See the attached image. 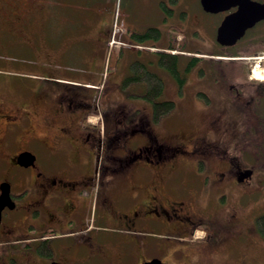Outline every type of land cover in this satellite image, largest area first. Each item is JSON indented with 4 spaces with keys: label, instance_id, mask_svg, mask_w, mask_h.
<instances>
[{
    "label": "flooded vegetation",
    "instance_id": "obj_1",
    "mask_svg": "<svg viewBox=\"0 0 264 264\" xmlns=\"http://www.w3.org/2000/svg\"><path fill=\"white\" fill-rule=\"evenodd\" d=\"M36 9L34 0H0V29L24 34L39 17ZM235 9L211 13L217 27ZM132 56L115 60L118 74L126 71L117 85L142 88L144 97V80L124 81L136 62L151 57ZM221 56L181 75V84L156 57L162 91L166 76L179 96L190 74L198 85L206 77L217 86L201 84L196 115L209 117L186 135L181 131L190 125L168 126L169 111L153 118L156 104L172 100L159 98L162 91L150 101L151 116L134 120L138 109L122 100L113 112L97 110L85 84L49 77L21 101L0 79V264H192L199 258L210 264L218 252L262 250L264 199L260 210H243L251 183L264 188V82L216 68ZM100 57L92 52L93 68ZM97 111L100 123L93 124L89 117ZM35 117L44 131L33 132ZM23 152L32 161L18 163ZM253 194L263 198L264 190Z\"/></svg>",
    "mask_w": 264,
    "mask_h": 264
},
{
    "label": "rangeland",
    "instance_id": "obj_2",
    "mask_svg": "<svg viewBox=\"0 0 264 264\" xmlns=\"http://www.w3.org/2000/svg\"><path fill=\"white\" fill-rule=\"evenodd\" d=\"M20 1L24 4L26 2V0ZM126 5L127 0H116L115 11L122 13ZM44 18H47V20L43 21L45 25L43 30L44 34L42 33V35L39 34L41 30V28L38 27L40 23L39 17L35 22H30L31 24H29V27H24V34L23 32L22 34H19L15 30H11V32L6 34V29H0V79L6 81V88L10 91L7 92H9V94L15 99H20L21 101L32 97L33 95L31 93H35L36 89L46 82L45 80L48 78V72L52 71L54 72L52 75L55 74L58 77L55 80L58 81L82 84L84 80H88V83L85 84L91 86L87 88L93 90L86 91H89L93 96L92 101L97 106H95L97 110L99 109L103 112L104 108H111V111L109 112H113L115 102L117 104L122 100V102L125 103L123 105L129 106L133 110L134 108L138 109V111H135L134 120H137L140 114L145 113L150 117L152 111L151 103L141 95L142 88L137 87L135 88V92H130V87H128L130 84H127L123 87L125 89L122 90L120 86L117 85L120 75L125 74L126 71L119 75L118 73L120 70L117 71L115 60L131 55L135 58L143 57L144 60H148V58L151 57V59L144 62L142 65L143 67L140 68L139 72L141 73L142 71H145L154 74V71L162 74V69L165 71L167 70L163 67H161V69L156 64V57L157 53H163L165 51L160 47H166L168 45L167 39L170 36L169 33H172L174 36L176 35V43H174V45L179 46L181 44V48L186 50L185 53L188 56L190 54L198 55V53L195 54V51H226V49L221 48V45L215 39V32L219 19L215 15L205 12L201 7L200 0H177L176 3L173 4V13L170 15L169 22L164 21L163 23H160V27L159 25L156 26L160 28L163 33L161 42L159 40L156 41L153 44L156 46L155 49L150 51L144 49L141 45V51H131L132 53H130L131 49H135L133 48L135 45L113 44V46L117 45V47L111 48V50H106L105 55H102L100 54L99 45L64 43L62 42L61 37L57 38V41H51L49 37L51 34L50 17L44 16ZM31 25H36V27L30 28ZM119 25L121 24L119 23ZM14 26L16 28L18 25L14 24ZM173 27H176L174 28V31L171 30ZM16 29H18V27ZM120 36L121 39H123L122 35ZM263 36L264 21L248 31V35L243 37L237 45L241 46L250 38ZM150 44H147L146 47L152 49ZM245 45L244 48L248 50ZM100 48L102 52V45H100ZM177 48L179 49V47ZM95 50H99V56L101 55L100 61H97V68L91 66V60L85 61V59H83L84 53H92ZM178 51L184 53L181 50ZM182 55L179 57V60L181 61L180 68L183 67L185 57L187 60V56ZM221 57H223V59L215 64L216 68L228 69L230 73L242 74L244 78L247 74L249 75L251 68H255L253 72L254 76L258 78L256 80H258V82H264V71L262 72L261 70L264 68V49H258L247 55L238 54L237 56H232L230 54H225ZM228 57H240L242 59L229 60L227 59ZM260 58H263L261 59V62L259 60ZM211 60L212 58H210L209 54H204L203 58H201V62L196 65V68H199L201 65L208 67V63L210 65ZM232 61L238 62L239 65L242 66L239 68L241 70L232 71L235 68L226 65V63ZM135 67L138 68L139 65H136ZM79 76L82 81L75 79L79 78ZM190 76L191 78L187 79L186 85L183 88L182 96L177 94L176 87L173 85V79L166 76L164 78V90L159 96V98L172 99L175 102L174 107L164 116L168 121V126L170 128H173L176 125L181 127L190 125V128L186 129L184 133L181 131L183 135H186L189 132L195 133L200 131L206 118L209 117L208 113L198 112L196 115L197 107L201 106V102L197 97V91L206 88L205 86L211 90L217 89V86L210 82L206 77L201 81V84L205 86L201 87V84L198 85L197 83L199 81L198 78H193L191 74ZM72 79L75 81H72ZM91 82H97V84H92ZM76 89L83 91L86 88L84 89V86L78 85ZM115 89L120 97L115 93ZM111 99L114 102L110 101ZM36 107V109H40L38 105ZM97 115H99L98 111L96 114L90 115L89 121L93 124L100 123V119ZM35 119L36 117L34 118V123L39 124H32L33 132L44 131V126L40 119ZM250 162L253 163L251 158ZM259 187L260 186L251 183L250 190L252 194L249 202L244 205L243 211L254 212L260 210V202L263 201L264 197L262 198L261 196L259 199L258 194H253L257 190H264V188ZM106 230L107 232H116V229L111 227H107ZM202 254L208 256L206 253ZM216 254V259L214 258L213 261H210V264H264V246L262 250L260 247H252L246 251L231 249L228 252H218ZM192 264L206 263L199 258Z\"/></svg>",
    "mask_w": 264,
    "mask_h": 264
},
{
    "label": "crops",
    "instance_id": "obj_3",
    "mask_svg": "<svg viewBox=\"0 0 264 264\" xmlns=\"http://www.w3.org/2000/svg\"><path fill=\"white\" fill-rule=\"evenodd\" d=\"M115 1L34 0L39 15L38 27L41 28L39 34H44L45 24L43 21L47 20L44 18L47 16L50 17L51 34L49 37L51 41H57V38L61 37L64 43L99 45L100 54L105 55L106 45L115 19H118V22L124 27L123 36L130 42L133 41L129 40L128 31L158 25L160 27V23L169 22L170 15L164 12L162 3H166L170 7V0H127V5L122 13L115 11ZM100 45H102V52ZM83 59L90 61L92 53H84ZM52 73L54 72H48V78H58ZM75 79L82 81L80 76ZM72 81L75 80L72 79ZM82 83H88V80H84ZM92 84H97V82Z\"/></svg>",
    "mask_w": 264,
    "mask_h": 264
},
{
    "label": "trees",
    "instance_id": "obj_4",
    "mask_svg": "<svg viewBox=\"0 0 264 264\" xmlns=\"http://www.w3.org/2000/svg\"><path fill=\"white\" fill-rule=\"evenodd\" d=\"M176 1L177 0H170V7L166 3H162L164 12L166 14L171 15L173 13L172 5L174 3H176ZM174 28H176V27H173L171 30L174 31ZM128 32L130 35L129 40H131L135 43L128 41V39L127 40L125 38L124 39L126 41H128L129 43L136 44V45H147V44L151 43L150 47L151 46L154 47L153 44L158 40L160 41V39L162 38V31L158 27H148L145 29L131 30ZM169 35L170 36L167 39L168 45L166 47H164L165 51L163 53H157V63L161 67L168 70L169 73L172 75V77H174L177 80V82H179L180 84L182 83V77H180V76L181 75L183 76L184 73H189V71L191 69H193L197 63H199L201 58H203V56H200L201 54H214V55H216V54H218V55L230 54L232 56H237L238 54L247 55V54H251V53L255 52L258 49H264V36H263V37L250 38L245 43H243L241 46L236 44L232 47H228L226 49V51H224V52L223 51H213V52L195 51L196 52L195 54L198 53V55L190 54L188 56V55H186L182 52L180 53L178 51V50H181L183 52L186 51L185 49L181 48V44L179 46L174 45V43H176V40H175L176 35L174 36L172 33H169ZM246 35H248V32ZM244 45L248 50H246L244 48ZM177 47H179V49ZM238 48H244L245 50L244 49H238ZM172 51H174V52H172ZM182 54L187 56V60L185 57L184 65L182 68H180L179 66H180L181 61L179 60V57ZM136 65H139V67L138 68L135 67V70L132 71V73H131V77L126 79V81H124V83L127 84V83L131 82L132 80H144L146 82V86H147V90H146L144 97L147 100L151 101L152 99H154V97H156L162 91V79L157 77L155 74H150V73L145 72V71H142L140 73L139 70L143 66L138 62L135 63V66ZM226 65L230 66L231 68H235V69H233L234 71L241 70L239 68L242 67L241 65H239L238 62H228V63H226ZM181 69H182V71H180ZM174 105H175V103L172 100H167L161 104H156L155 110L153 111V118H155L157 120L159 118L160 114L167 113L168 111H170L174 107ZM258 220H259L258 223H259L260 231L263 233L264 232V215L261 216L260 219H258Z\"/></svg>",
    "mask_w": 264,
    "mask_h": 264
},
{
    "label": "water",
    "instance_id": "obj_5",
    "mask_svg": "<svg viewBox=\"0 0 264 264\" xmlns=\"http://www.w3.org/2000/svg\"><path fill=\"white\" fill-rule=\"evenodd\" d=\"M201 7L211 13L236 9L227 14L217 28L216 40L221 45H233L245 34L246 30L253 27L258 21L264 19V1L257 0H200ZM34 158L29 152L21 153L17 162L27 164L26 160ZM2 204V203H0ZM141 264H165L159 259H152Z\"/></svg>",
    "mask_w": 264,
    "mask_h": 264
},
{
    "label": "built area",
    "instance_id": "obj_6",
    "mask_svg": "<svg viewBox=\"0 0 264 264\" xmlns=\"http://www.w3.org/2000/svg\"><path fill=\"white\" fill-rule=\"evenodd\" d=\"M111 42H116V40L115 39H111Z\"/></svg>",
    "mask_w": 264,
    "mask_h": 264
},
{
    "label": "bare ground",
    "instance_id": "obj_7",
    "mask_svg": "<svg viewBox=\"0 0 264 264\" xmlns=\"http://www.w3.org/2000/svg\"><path fill=\"white\" fill-rule=\"evenodd\" d=\"M257 73V72H256Z\"/></svg>",
    "mask_w": 264,
    "mask_h": 264
}]
</instances>
